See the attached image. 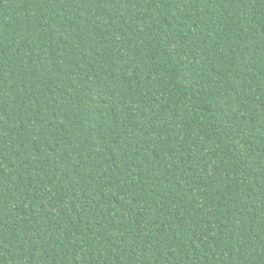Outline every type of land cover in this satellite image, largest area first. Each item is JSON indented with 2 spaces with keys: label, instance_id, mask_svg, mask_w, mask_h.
<instances>
[{
  "label": "trees",
  "instance_id": "obj_1",
  "mask_svg": "<svg viewBox=\"0 0 264 264\" xmlns=\"http://www.w3.org/2000/svg\"><path fill=\"white\" fill-rule=\"evenodd\" d=\"M0 264H264V0H0Z\"/></svg>",
  "mask_w": 264,
  "mask_h": 264
}]
</instances>
